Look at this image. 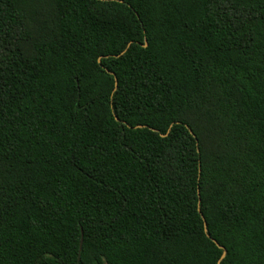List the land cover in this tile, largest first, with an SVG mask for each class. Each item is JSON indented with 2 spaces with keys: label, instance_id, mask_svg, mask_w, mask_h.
<instances>
[{
  "label": "trees",
  "instance_id": "obj_1",
  "mask_svg": "<svg viewBox=\"0 0 264 264\" xmlns=\"http://www.w3.org/2000/svg\"><path fill=\"white\" fill-rule=\"evenodd\" d=\"M219 261L264 264V0H0V264Z\"/></svg>",
  "mask_w": 264,
  "mask_h": 264
},
{
  "label": "water",
  "instance_id": "obj_2",
  "mask_svg": "<svg viewBox=\"0 0 264 264\" xmlns=\"http://www.w3.org/2000/svg\"><path fill=\"white\" fill-rule=\"evenodd\" d=\"M131 43L132 42H129L128 44H127V47L121 52V54H123L128 48H129V46L131 45ZM145 46L147 45V42L144 44ZM115 56H119V54L118 55H115ZM109 71V70H108ZM111 74H114V72L113 71H109ZM117 78L115 77V86H117ZM205 227H206V222H205ZM222 248H223V254H222V257H224L225 255H226V249L223 247V246H221ZM218 264H220V261L218 262Z\"/></svg>",
  "mask_w": 264,
  "mask_h": 264
}]
</instances>
